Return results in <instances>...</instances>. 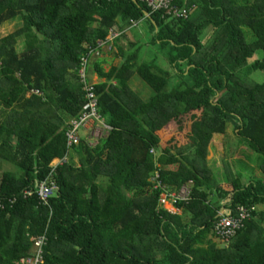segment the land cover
Wrapping results in <instances>:
<instances>
[{"label": "trees", "instance_id": "16d2710c", "mask_svg": "<svg viewBox=\"0 0 264 264\" xmlns=\"http://www.w3.org/2000/svg\"><path fill=\"white\" fill-rule=\"evenodd\" d=\"M135 1L0 0V25L22 20L0 37V162L20 169L0 173V264L28 256L29 238L44 234L46 264H264V81L251 78L264 71V0H174L187 18ZM130 21L149 26L169 70L124 55ZM113 27L123 61L106 70L97 57L88 68L104 79L94 89L111 129L69 148L67 121L87 102L81 58ZM134 76L153 90L148 99L131 88ZM229 128L263 156L245 185L228 163L225 184L209 164L213 137ZM51 173L60 191L49 204L23 197ZM184 186L182 215L160 206L163 187ZM238 205L257 208L219 245L218 213Z\"/></svg>", "mask_w": 264, "mask_h": 264}, {"label": "built area", "instance_id": "2783aa9c", "mask_svg": "<svg viewBox=\"0 0 264 264\" xmlns=\"http://www.w3.org/2000/svg\"><path fill=\"white\" fill-rule=\"evenodd\" d=\"M147 4V6L153 12H163L166 14L175 16V17H188V11L185 9H179L174 5V0H140ZM131 25L137 26L138 22L130 21ZM120 35V31L116 28H111L108 31L105 39L98 40L97 45L90 47L89 51L81 58V66L79 69V76L82 83L84 84V90L86 91L87 102L77 118L72 119L68 123L67 130V143L69 148L74 144L79 143L82 135L85 133L89 139L101 138L104 133L109 132L111 126L107 124L105 119L101 117L98 112V100L95 93L94 86L95 83H92L88 80L89 72L88 68L91 64V60L94 56L100 55L103 51V48L108 46L109 49L112 46V40ZM39 93L38 91L36 92ZM100 123V126L95 123ZM104 132V133H103ZM102 133V135H100ZM106 134V135H107ZM153 151V150H152ZM62 161V160H61ZM57 164H53L54 170ZM158 172L155 174L154 180H158ZM162 184L158 180L157 187H161ZM164 188V187H163ZM60 191V186L58 180L55 178L54 174L51 173L47 178L41 181L36 191L25 190L23 192V197H27L33 194H36L40 203L47 205L49 200H51L56 194ZM190 198V191L184 187L177 193H162L160 198L161 207L165 210H169L171 207H175L179 202H187ZM15 202V198L8 200V204L12 205ZM256 206H236L235 211L233 212L230 209L224 208L219 211L218 219L214 224V233L222 241L228 243L230 242L237 234V232L244 226L245 221L251 219L253 211L256 210ZM4 209V205L0 203V210ZM30 242L33 243V250L26 257L19 258L16 264H46L45 260V247L47 245V236L46 234L30 238Z\"/></svg>", "mask_w": 264, "mask_h": 264}, {"label": "rangeland", "instance_id": "374dc122", "mask_svg": "<svg viewBox=\"0 0 264 264\" xmlns=\"http://www.w3.org/2000/svg\"><path fill=\"white\" fill-rule=\"evenodd\" d=\"M21 25L22 20L20 16L4 22L0 25V37L6 36L7 34L13 32ZM206 34H203L201 38L205 37ZM118 45L124 51V55L133 51H138L137 54L140 59L147 62H156L157 65L163 69L169 70L170 68L168 62L163 58L164 51L158 49L159 46L152 43L151 34L149 33V26H147V24H142L133 30L128 29L127 33L121 36ZM18 47L21 49V45ZM110 49L111 50H109L108 46L104 47L102 53L100 55L94 56L91 60V63L93 64L97 57L104 58L106 61L102 63V65L106 70H108L109 66L112 64H120L124 57L121 55V51L119 50L118 46L116 44H112ZM262 55L263 51H259L250 62H255L258 58L262 57ZM170 72H172V70H170ZM172 75L173 73H171V76ZM251 78L257 83H262L264 81V71L258 70L254 72ZM90 81L92 83H97L100 81L97 72L93 70L91 71ZM131 88H133L136 93L140 94L145 99H148L153 95V90L148 85H146V83L138 79L137 76L132 78ZM95 124L100 126L99 122ZM106 134L107 133H104L103 135ZM233 134L234 132L232 128H229L226 131V135L213 137L214 139L212 144L216 145V147L214 148L213 153L210 151V154H208V158L211 161V166L217 171L218 175L220 173H223L224 175V170L226 168L225 164L227 165V163L234 172H238V174L242 173V177H250L252 175L260 174L258 167L262 164L263 156L260 153L254 151L245 140L239 139L235 135L233 136ZM81 135H85V133L82 132ZM100 135H102V133ZM89 142L91 145H95L98 140L90 139ZM4 170L15 171L17 173L20 172V169L16 165L2 161L0 162V173ZM186 188L190 191L188 186ZM258 207L261 209V206ZM212 237L219 245H225L224 243L226 242L223 243V241L217 236L213 235Z\"/></svg>", "mask_w": 264, "mask_h": 264}, {"label": "crops", "instance_id": "0c3cea01", "mask_svg": "<svg viewBox=\"0 0 264 264\" xmlns=\"http://www.w3.org/2000/svg\"><path fill=\"white\" fill-rule=\"evenodd\" d=\"M142 24H146L145 23V21H143L142 23H140V22H138L137 23V26L136 27H138V26H140V25H142ZM132 25H130V30H133V29H135L136 27L134 26H132ZM113 28H115V27H113ZM133 28V29H132ZM111 29V28H110ZM118 30V29H117ZM120 31V30H119ZM126 33H127V31H126ZM120 35H121V31H120ZM117 37H119V36H117ZM116 38V37H115ZM114 38V39H115ZM114 39L112 40V44H114L113 43V41H114ZM109 50H111V49H109ZM99 77V76H98ZM99 82H97V83H95V84H98V83H100V82H102V81H104V79H100L99 78ZM37 92V91H36ZM74 119V118H73ZM72 119H70L69 121H67V123H69L70 121H71ZM67 125V124H66ZM219 135H221V134H218V135H216V136H219ZM216 136H214V137H216ZM221 136H224V135H221ZM214 139V138H213ZM213 141V140H212ZM216 147V145H214V144H212V142H211V144H210V147H209V154H210V151H211V153H213V151H214V148ZM73 151L72 150H70L69 151V153H68V155H67V157H66V160H69L70 159V156L71 155H73ZM73 159H74V161L76 162V163H78V156H76V155H74V157H73ZM62 159L61 158H55V159H53V162H52V166H53V164H57V165H59L62 161H61ZM208 160H209V164L211 165V161H210V159L208 158ZM55 161V162H54ZM212 167V166H211ZM213 168V167H212ZM213 170H214V172H215V174L217 175V177L221 180V183H223V184H225L226 183V180H225V174L223 175V173L221 174H219L218 175V173H217V171L213 168ZM248 178H249V176H245V177H242L241 178V181H242V184L243 185H245L246 183H248ZM184 187H187V186H184ZM183 187V188H184ZM183 188H181L180 190H182ZM163 193H165V192H168V193H177V192H179V191H172V192H170V191H168L167 189H166V187H164L163 188ZM160 198H161V196H160ZM160 206H161V204H160ZM177 206V205H176ZM171 207L169 210H167L168 212H170L171 214H179V215H182V211L181 210H179L177 207ZM225 207L223 206L220 210H222V209H224ZM30 238H32V237H30ZM30 238H29V241H30ZM32 250H33V248H32ZM30 252H32V251H30ZM46 260V259H45Z\"/></svg>", "mask_w": 264, "mask_h": 264}, {"label": "water", "instance_id": "95a60500", "mask_svg": "<svg viewBox=\"0 0 264 264\" xmlns=\"http://www.w3.org/2000/svg\"><path fill=\"white\" fill-rule=\"evenodd\" d=\"M133 2H136L135 0H133ZM146 17L150 18V14L149 13H145Z\"/></svg>", "mask_w": 264, "mask_h": 264}]
</instances>
